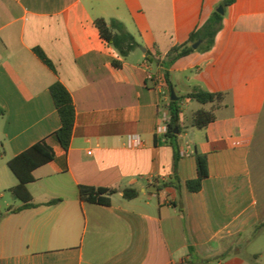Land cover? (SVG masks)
<instances>
[{"label":"crops","instance_id":"0c3cea01","mask_svg":"<svg viewBox=\"0 0 264 264\" xmlns=\"http://www.w3.org/2000/svg\"><path fill=\"white\" fill-rule=\"evenodd\" d=\"M222 1L0 0V189L9 191L0 204V264H241L232 253L242 239L264 235V0L228 7L212 50L170 68L177 97L194 88L227 94L213 124L179 133L178 159L156 133L167 101L149 76L164 71L147 60L148 51L164 57L185 43ZM100 18L122 22L140 47L123 60L101 39ZM192 70L193 86H181L176 76ZM57 80L76 108L71 146L55 144L56 159L34 172L28 188L40 206L9 213L22 202L10 191L18 180L8 162L60 128L50 94ZM181 109L185 126L210 110L191 100ZM131 134L142 148L127 147ZM197 152L208 157L209 178L191 193ZM81 186L117 193L111 206L91 204ZM126 188L139 196L124 199ZM53 200L61 202L46 205ZM253 258L264 264V247Z\"/></svg>","mask_w":264,"mask_h":264},{"label":"trees","instance_id":"16d2710c","mask_svg":"<svg viewBox=\"0 0 264 264\" xmlns=\"http://www.w3.org/2000/svg\"><path fill=\"white\" fill-rule=\"evenodd\" d=\"M238 0H223L219 7L225 10L235 4ZM225 16L220 15L215 10L207 22L192 31L189 39L180 45L172 47L169 52L163 57L162 53H152L148 51L147 60L149 62H159L160 67L163 68L166 85L171 89V73L170 68L181 58L187 57L194 52L206 53L212 50L215 45V40L219 32L223 29V21ZM95 26L99 30L101 39L108 45L114 47L120 54L121 58L126 59L129 55L140 47L139 42L133 34H131L125 25L113 19L107 21L103 18L95 21ZM201 41V45L197 50L193 49V45ZM39 60L56 74V68L53 62L47 57L40 48L34 49ZM115 68L121 69L123 66L122 60L113 62ZM50 94L53 104L57 110L60 119V128L45 138L44 140L33 145L31 148L22 152L18 156L12 158L8 162V168L17 178L18 183L10 191L22 202V206L16 209H9V213H19L26 209L38 208L40 205L34 202L31 192L29 191V184L36 181L34 172L53 162L56 159L54 145H60L66 152L71 146L73 132L76 122V108L73 98L67 88L57 80L50 87ZM177 97V95H176ZM178 100L170 101L171 122L169 124L166 138L170 145L174 148L176 158L179 156L178 135L184 129L195 128L202 130L213 124L217 120L216 110L225 106L227 99L226 93H212L203 89L196 88L193 92L183 96L177 97ZM185 100L195 101L202 106L211 105L210 110L200 109L196 111L190 120L189 125L185 126L182 119L183 111L181 109L182 103ZM4 115V111L0 108V116ZM176 129L178 134H176ZM197 164V178L187 182V188L191 193H198L203 187V183L209 178V163L208 157L201 153H195ZM117 193L115 189L95 188V187H80L81 200L91 204H98L102 206H111V197ZM123 198L126 200H134L139 196V191L135 188H126L123 190ZM61 200H53L47 203V206H52L60 203ZM262 226L257 227V231ZM193 249L190 248L192 254ZM193 256V255H192ZM192 264V263H190Z\"/></svg>","mask_w":264,"mask_h":264},{"label":"built area","instance_id":"2783aa9c","mask_svg":"<svg viewBox=\"0 0 264 264\" xmlns=\"http://www.w3.org/2000/svg\"><path fill=\"white\" fill-rule=\"evenodd\" d=\"M149 79L152 80L157 88L161 91L163 98L167 101L163 109L161 110V114L159 116L156 133L157 135H161L166 137L168 133L169 124L171 122V114H170V101H171V90L166 85L164 77L160 75L149 76ZM127 147L129 149H140L143 147V140L138 134H131L127 137ZM188 153L186 151H181V155L185 156Z\"/></svg>","mask_w":264,"mask_h":264},{"label":"rangeland","instance_id":"374dc122","mask_svg":"<svg viewBox=\"0 0 264 264\" xmlns=\"http://www.w3.org/2000/svg\"><path fill=\"white\" fill-rule=\"evenodd\" d=\"M206 22L207 21H205L199 27L203 26ZM195 73L196 70H192L191 72L189 71L185 74H179L176 76V78H178L177 80L180 82L181 86H193L192 83L187 82L186 77L195 75ZM195 89L196 88H194L192 91H194ZM205 107L207 109H210V105H207ZM191 108L193 109L195 108V106H192ZM0 193L5 195V198L0 201V204L4 207V205L9 202V191L1 190ZM254 235L255 234H249L247 237L243 238L241 241V245L237 246L232 253L234 257L239 258L241 260V264H256L254 262L253 254L258 248L264 247V235L258 239H255Z\"/></svg>","mask_w":264,"mask_h":264},{"label":"water","instance_id":"95a60500","mask_svg":"<svg viewBox=\"0 0 264 264\" xmlns=\"http://www.w3.org/2000/svg\"><path fill=\"white\" fill-rule=\"evenodd\" d=\"M217 12H218L220 15H225V9H224L222 6L219 7V8L217 9ZM201 43H202L201 41L195 43V44L193 45V49H194V50H197V49L199 48V46L201 45ZM141 50H142L143 52L146 51L144 48H141ZM171 99H172V100H178V98L176 97V94H175V92H174L173 89H171ZM176 134H178L177 129H176ZM151 189H152V190H156V187H155V186H152Z\"/></svg>","mask_w":264,"mask_h":264}]
</instances>
